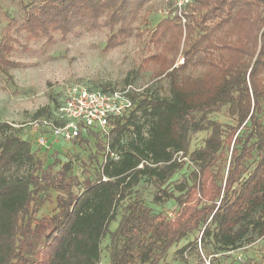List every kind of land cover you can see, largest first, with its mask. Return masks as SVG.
I'll use <instances>...</instances> for the list:
<instances>
[{"label": "trees", "instance_id": "1", "mask_svg": "<svg viewBox=\"0 0 264 264\" xmlns=\"http://www.w3.org/2000/svg\"><path fill=\"white\" fill-rule=\"evenodd\" d=\"M16 3L19 14L8 18L0 37V69L21 37L65 38L104 16L111 31L119 24L107 40L111 46L130 29L124 0ZM181 15L183 25L175 10L156 25L150 41L160 50L146 60L160 66L157 76L168 79L169 95L144 89L133 97L131 112L110 121L107 134L90 130L72 142L94 141L109 150L80 192L72 180L66 183L70 166L52 179L39 150L10 125L0 126V264H99L106 237L108 264H158L196 232L199 237L177 251L186 264L184 254L198 253V239L212 258L264 239V0H192ZM181 45L184 62L173 68ZM189 64L202 74L180 77ZM222 108L235 126L207 119ZM206 131L203 146L190 151L191 135ZM185 161L195 168L192 181L170 188ZM142 180L155 189L154 205L175 203L172 216L145 204L135 190ZM49 190L62 194L54 212L36 220ZM39 226L46 232L31 259L25 243Z\"/></svg>", "mask_w": 264, "mask_h": 264}, {"label": "rangeland", "instance_id": "2", "mask_svg": "<svg viewBox=\"0 0 264 264\" xmlns=\"http://www.w3.org/2000/svg\"><path fill=\"white\" fill-rule=\"evenodd\" d=\"M16 2L17 0H0V37L7 29L8 18L19 14ZM124 5L129 33L111 46H107V40L119 24H115L114 30L111 31L104 23V16L99 17L97 25L92 28L77 30L65 38L58 34H54L50 41L46 38L30 41L25 37L19 38V44H15V50L9 58V65L0 69V126L10 125L16 136L33 145V133L21 125L33 120L34 114L43 108L47 109V116H51L58 104L64 100L67 88L75 85L112 90L130 83L148 89L153 96H168V79L157 76L160 66L146 60L160 50L150 41L151 34L159 22L168 17L172 18L175 0H124ZM130 12L132 16L129 15ZM180 23L183 25V20ZM197 37L198 35H194V38ZM181 51L182 45L173 68L184 62ZM203 70L202 67L189 64L185 71L179 72V76L198 77ZM207 119L221 125L235 126V121L228 115L227 108L208 115ZM208 134V131L192 134L189 150L201 148ZM130 136L131 133L127 131L124 141ZM47 145L48 151L37 152L43 162L42 168L51 166V178L54 179L59 177L63 166H70L71 171L66 177V183L72 180L73 185L75 184L72 188L75 193L82 190L86 179H93L107 158V152L94 141L76 145L49 138ZM33 148L35 149L34 145ZM185 162L184 168L172 178L170 188L184 179L192 181L195 168L189 162ZM135 190L154 212L172 216L176 209L175 203L170 201L154 205L152 198L155 189L149 182L142 180ZM60 194L62 193L49 190L43 195L44 203L34 214L36 220L50 216L54 212L56 197ZM116 224L117 222L111 223L110 231L115 229ZM45 232L46 229L39 226L34 234L27 238L25 253L29 258L33 259L35 252L42 245ZM197 237L199 235L195 232L176 246H172L158 264H183L177 251ZM108 242V237L102 241L99 264H108ZM197 245L198 253L189 250L184 254L186 264H264V239L256 240L250 245L216 258L206 255L200 248L199 239Z\"/></svg>", "mask_w": 264, "mask_h": 264}, {"label": "built area", "instance_id": "3", "mask_svg": "<svg viewBox=\"0 0 264 264\" xmlns=\"http://www.w3.org/2000/svg\"><path fill=\"white\" fill-rule=\"evenodd\" d=\"M192 0H175V13L182 18V10ZM144 88L126 84L112 90L93 89L84 85L67 88L64 100L51 116H41L21 125L33 133L35 149L48 151L49 138L72 143L90 130L108 133L110 121L125 116L134 108L135 96ZM106 152H109L106 147Z\"/></svg>", "mask_w": 264, "mask_h": 264}]
</instances>
